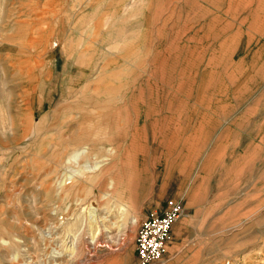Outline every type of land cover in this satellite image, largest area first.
Segmentation results:
<instances>
[{"label":"rangeland","instance_id":"rangeland-1","mask_svg":"<svg viewBox=\"0 0 264 264\" xmlns=\"http://www.w3.org/2000/svg\"><path fill=\"white\" fill-rule=\"evenodd\" d=\"M167 200L157 264H264V0H0V264H138Z\"/></svg>","mask_w":264,"mask_h":264},{"label":"built area","instance_id":"built-area-1","mask_svg":"<svg viewBox=\"0 0 264 264\" xmlns=\"http://www.w3.org/2000/svg\"><path fill=\"white\" fill-rule=\"evenodd\" d=\"M183 215L184 208L179 202L167 200L161 209L150 211L140 221L134 236L138 264L162 261L171 229Z\"/></svg>","mask_w":264,"mask_h":264},{"label":"bare ground","instance_id":"bare-ground-1","mask_svg":"<svg viewBox=\"0 0 264 264\" xmlns=\"http://www.w3.org/2000/svg\"><path fill=\"white\" fill-rule=\"evenodd\" d=\"M104 124V123H103ZM118 205V204H117ZM123 205V204H121ZM120 208V210L122 209L121 206L118 207V209ZM125 208V207H124ZM126 210V209H125ZM125 214V213H124ZM123 215V214H122ZM88 227H89V231L91 232V235H93V237L95 238V230H96V227H95V210L94 209H91V211L88 213ZM92 237V238H93ZM71 254H73V252H71Z\"/></svg>","mask_w":264,"mask_h":264},{"label":"crops","instance_id":"crops-1","mask_svg":"<svg viewBox=\"0 0 264 264\" xmlns=\"http://www.w3.org/2000/svg\"><path fill=\"white\" fill-rule=\"evenodd\" d=\"M258 145L254 142H246L245 144V149H250V148H254V147H257ZM249 179L251 180H256L258 179L255 175H252V176H249Z\"/></svg>","mask_w":264,"mask_h":264}]
</instances>
